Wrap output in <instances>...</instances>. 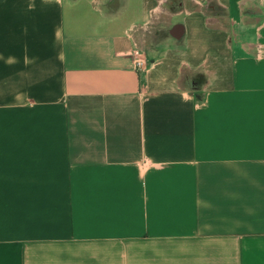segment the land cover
I'll return each instance as SVG.
<instances>
[{"label":"crops","instance_id":"obj_1","mask_svg":"<svg viewBox=\"0 0 264 264\" xmlns=\"http://www.w3.org/2000/svg\"><path fill=\"white\" fill-rule=\"evenodd\" d=\"M0 264H264V0H0Z\"/></svg>","mask_w":264,"mask_h":264},{"label":"built area","instance_id":"obj_2","mask_svg":"<svg viewBox=\"0 0 264 264\" xmlns=\"http://www.w3.org/2000/svg\"><path fill=\"white\" fill-rule=\"evenodd\" d=\"M131 57L133 59L134 69L136 72L141 73L145 70L147 61L145 55L141 49H135L131 52Z\"/></svg>","mask_w":264,"mask_h":264}]
</instances>
